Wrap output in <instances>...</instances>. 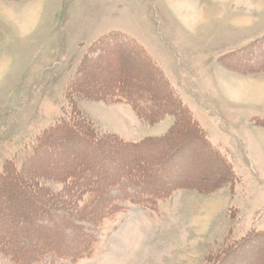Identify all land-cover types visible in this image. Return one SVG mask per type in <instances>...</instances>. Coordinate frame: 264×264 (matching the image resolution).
Masks as SVG:
<instances>
[{
	"label": "rangeland",
	"instance_id": "rangeland-1",
	"mask_svg": "<svg viewBox=\"0 0 264 264\" xmlns=\"http://www.w3.org/2000/svg\"><path fill=\"white\" fill-rule=\"evenodd\" d=\"M176 1L0 0L1 239L12 217L23 244L34 206L69 219L68 169L96 155L76 129L105 158L139 152L162 171L149 191L176 187L98 225L72 219L90 254L54 264H264V0H183L188 24ZM119 87L150 97L144 117ZM63 111L73 121L58 127Z\"/></svg>",
	"mask_w": 264,
	"mask_h": 264
},
{
	"label": "trees",
	"instance_id": "trees-1",
	"mask_svg": "<svg viewBox=\"0 0 264 264\" xmlns=\"http://www.w3.org/2000/svg\"><path fill=\"white\" fill-rule=\"evenodd\" d=\"M263 40L264 38L257 40L253 43V46L258 45ZM115 94L114 98L117 101L125 100L135 109L141 118L144 117L145 110L147 109L144 100L150 101L149 96L146 94L144 98L139 95L131 96L120 87L116 89ZM68 113L67 111H63L61 120L55 125L59 127V125L71 124L73 114L72 112H70L71 114ZM77 119L81 121L80 118ZM71 131L70 135L74 139L72 140L74 144L80 140L82 144L88 145L93 154L96 152L95 157H90V161L88 163L86 162L87 164L85 162L84 164L81 163V165L76 163L68 169L69 175H67L69 176V182L76 189L73 192L75 194L74 211L62 210L69 217V219H64L63 215H57L55 213L56 210L53 208L34 206L31 212L20 219V230L23 232L25 238L21 239L23 244L17 239L15 233L17 229H13L17 225L15 223L16 221L12 217H8V227L6 226L4 231H10V233L13 231L14 235H9V238L8 236L3 237V239L0 238V245H2L0 246V253L13 261L18 260L19 263L22 262L24 264H44L48 260L49 264H54V261L57 260L61 263H72L76 260L86 258L90 254L94 241L93 237L84 232L81 225H73L72 219L85 216L89 222L98 225L103 219L109 218L120 209H124L122 206H118L116 204L117 202H123L129 205H145V202L154 203L153 201L156 198L159 199L158 197L162 194L161 190L167 185L161 183L159 185L161 187H159L157 184L154 192L149 191V181H153L156 185L158 175V179H160L161 174L159 173L162 171L156 174V172L147 168L146 166L148 164L139 152L133 153L130 156L128 155L129 159L127 163H123L121 159H118L117 162L110 157L105 158L106 155L102 151L97 153L95 148L99 150L98 145L83 136L80 138L81 134L79 131L76 129ZM139 143H133V146L139 145ZM173 154L167 155L162 159L163 163L166 164L165 167L162 164V169L168 170L169 167L167 165L170 163L175 166L179 155L176 156ZM171 157L173 162L171 161L169 163ZM131 159H140L141 163H130L132 162ZM130 164L134 165L130 166ZM150 176H154V178L151 179L149 178ZM175 184H171L165 190L172 189ZM114 188L115 191L111 192ZM127 188L136 189V191L133 194H128L126 191ZM165 190H162V192ZM86 195H88V199H85ZM35 212L37 213L35 214ZM27 226L31 227H28V229ZM30 232L33 233L31 235L33 238L28 236ZM30 240L34 243V247L32 244H29L31 243ZM25 243H28V245H25ZM13 244H17V247H14Z\"/></svg>",
	"mask_w": 264,
	"mask_h": 264
},
{
	"label": "bare ground",
	"instance_id": "bare-ground-1",
	"mask_svg": "<svg viewBox=\"0 0 264 264\" xmlns=\"http://www.w3.org/2000/svg\"><path fill=\"white\" fill-rule=\"evenodd\" d=\"M179 0H177L176 2L177 3H173L171 6H172V8L174 9V11H180V12H182V11H185L186 12V17H185V23H186V21H187V24H188V22L190 21V20H193V19H195V16H193V15H191V14H189V9H191V6H189V5H187L183 0H180L179 2H178ZM194 10V13L196 14L197 12V10L196 9H193ZM196 10V11H195ZM199 14V13H198ZM198 17H200V16H198ZM184 23V24H185ZM204 26V25H203ZM228 92H229V90H228ZM254 93H255V91H249L247 94L251 97V95L253 96L254 95ZM231 94H238V93H236V89L235 90H231ZM222 172V171H221ZM223 175V174H222ZM194 179V178H193ZM212 183V182H211ZM213 186V185H212Z\"/></svg>",
	"mask_w": 264,
	"mask_h": 264
}]
</instances>
